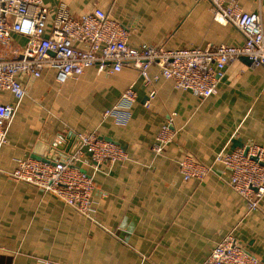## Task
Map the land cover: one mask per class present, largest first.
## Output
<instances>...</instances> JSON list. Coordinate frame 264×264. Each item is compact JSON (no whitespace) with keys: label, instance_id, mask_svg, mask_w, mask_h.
<instances>
[{"label":"crops","instance_id":"crops-1","mask_svg":"<svg viewBox=\"0 0 264 264\" xmlns=\"http://www.w3.org/2000/svg\"><path fill=\"white\" fill-rule=\"evenodd\" d=\"M60 1L75 16L102 8L128 29L132 47L244 42L232 23L210 11L208 0H44L51 10L48 23ZM237 1L244 11L259 12L264 24V0ZM15 39L25 42L22 36ZM157 72V66L149 68L151 75ZM20 79L26 92L0 147V264H36L37 259L54 264H201L228 232L264 263V197L249 209L229 185L227 170L215 161L217 152L234 149L240 141L264 148L262 65L238 57L207 97L177 88L163 76L144 85L138 70L128 65L113 73L91 66L63 83L50 68L36 78ZM131 84L136 100L126 122L104 117ZM13 101L9 91L0 92V102ZM169 120L174 139L156 154L151 149L155 135ZM90 132L118 144L127 159L96 164L84 151L75 162L94 181L89 217L10 176L20 158L67 159L83 149L80 136ZM185 154L211 167L203 179H183L178 162Z\"/></svg>","mask_w":264,"mask_h":264},{"label":"built area","instance_id":"built-area-1","mask_svg":"<svg viewBox=\"0 0 264 264\" xmlns=\"http://www.w3.org/2000/svg\"><path fill=\"white\" fill-rule=\"evenodd\" d=\"M209 9L232 23L243 35L240 46L218 44L201 48L189 46L168 49L144 44H127L128 29L102 8L72 15L60 1L48 23L51 11L44 0H0V92L9 91L13 102H0V147L7 140V125L21 102L26 88L20 76L36 78L43 69L55 71V79L63 83L77 78L88 67L97 72L113 73L123 66L135 67L144 85L161 76L172 80L177 88L191 91L197 97H207L216 91L226 66L240 56H246L251 66L264 67V24L259 12L244 11L237 0H208ZM25 38L23 44H13L14 36ZM151 66L158 72L149 73ZM155 92L150 90L144 105L149 107ZM136 100L133 84L124 89L118 100L103 112L118 124L130 116ZM175 130L170 120L157 131L151 149L160 154L173 141ZM83 149L65 160L46 162L27 157L17 160L10 176L55 195L80 214L92 210L94 181L91 175L75 166L84 151L97 164L105 160L124 161L126 152L116 143L104 140L94 132L80 136ZM215 161L228 172V183L255 209L264 197V148L256 143L244 144L231 150H220ZM184 180L203 179L211 167L185 154L178 162ZM36 264H54L37 259ZM201 264H264L249 253L232 232L225 234L209 251Z\"/></svg>","mask_w":264,"mask_h":264},{"label":"water","instance_id":"water-1","mask_svg":"<svg viewBox=\"0 0 264 264\" xmlns=\"http://www.w3.org/2000/svg\"><path fill=\"white\" fill-rule=\"evenodd\" d=\"M242 57L246 58L247 61H248V63H250V60H249L246 56H242ZM232 141H233L234 143L236 142V140H232ZM236 146L241 147V146H243V144H242V142L240 141V142L234 144V147H235V148H236ZM33 158L38 159V160H42V161H46V162H49V161H51L50 159H52V158H46V157H41V156H33Z\"/></svg>","mask_w":264,"mask_h":264},{"label":"rangeland","instance_id":"rangeland-1","mask_svg":"<svg viewBox=\"0 0 264 264\" xmlns=\"http://www.w3.org/2000/svg\"><path fill=\"white\" fill-rule=\"evenodd\" d=\"M14 45H17L19 44V42L15 39L14 42H13Z\"/></svg>","mask_w":264,"mask_h":264}]
</instances>
